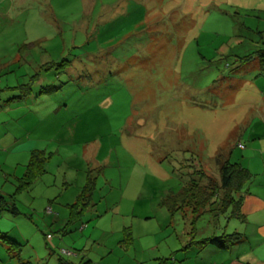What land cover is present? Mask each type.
Returning <instances> with one entry per match:
<instances>
[{
  "label": "rangeland",
  "instance_id": "374dc122",
  "mask_svg": "<svg viewBox=\"0 0 264 264\" xmlns=\"http://www.w3.org/2000/svg\"><path fill=\"white\" fill-rule=\"evenodd\" d=\"M261 49L264 0H0V231L21 244L0 240V264L215 260L183 248L192 210L162 199L201 166V181L219 184L220 161L245 152L237 134L251 114L256 126L260 99L244 79ZM37 146L51 153L47 171L13 198ZM89 173L90 227L65 233ZM211 218L196 222V240L220 232Z\"/></svg>",
  "mask_w": 264,
  "mask_h": 264
},
{
  "label": "trees",
  "instance_id": "16d2710c",
  "mask_svg": "<svg viewBox=\"0 0 264 264\" xmlns=\"http://www.w3.org/2000/svg\"><path fill=\"white\" fill-rule=\"evenodd\" d=\"M241 56V60H251L253 54ZM245 62V61H244ZM261 69L264 72V50L261 49ZM26 90L19 97L30 94V85H25ZM52 87V86H51ZM50 86L48 88H51ZM48 88L46 90H48ZM51 157V153L47 152L45 148H33L30 152V157L25 165L23 174L18 177L19 182L11 197L18 192L29 188L35 180L47 171L46 165ZM201 166V164H200ZM101 166H95L94 170H98ZM90 169L88 172H90ZM219 184L212 182V180L202 182L204 178L203 166L199 170H195L194 178L189 182L184 184L178 192H169L165 198L162 199V204L166 205L168 209L173 213L174 211H179L186 213V210H192V214L189 217V242L183 246V248H188L192 245H198L199 247H204L206 245H215L219 248H227L237 241L243 238L242 233L233 232L229 234L221 235H210L196 240V222L205 214L206 212L212 213V216H217L218 214H228L229 217H234L243 220L244 216L241 213L242 197L240 195L236 197L237 193L246 191L248 185L253 177V173L244 165L238 161H231L230 158L225 157L220 161L219 164ZM96 189V179L90 173L87 175L86 182L81 188L75 200L68 204L69 209V220L68 223H73L81 218L83 213L87 210L88 206L94 205V192ZM3 197L0 195V198ZM16 208V205L14 209ZM174 215V214H171ZM187 218V214H182ZM123 232L125 234L124 238L120 241L125 247L133 242V235L130 226L124 227ZM49 235V236H48ZM51 237L50 234H47ZM0 240L8 244V248L11 251L19 252L18 249L21 244L17 240L8 237L5 233L2 234L0 231ZM62 249V248H61ZM61 251V250H60ZM61 253H63L61 251ZM67 264H76L74 262H65ZM26 264V262L22 263ZM82 264H87L83 262ZM156 264H173L171 257H157Z\"/></svg>",
  "mask_w": 264,
  "mask_h": 264
},
{
  "label": "crops",
  "instance_id": "0c3cea01",
  "mask_svg": "<svg viewBox=\"0 0 264 264\" xmlns=\"http://www.w3.org/2000/svg\"><path fill=\"white\" fill-rule=\"evenodd\" d=\"M246 54L247 53H245V55ZM253 68L255 71L250 74L248 79L245 78L244 80L248 83V88L251 89L254 94L256 92L260 99L258 103L260 109L257 111L259 117L256 126L253 127V123H251L250 118H256V114H251V117L248 116L246 120L241 122V130L238 131L239 133L237 134V136H239V139H237V145L240 147V149L245 151L240 155L241 157L238 155L239 159L237 161L247 167L253 173V177L248 185L247 190L238 193V196L240 195V197H242L241 213L244 216V219L241 220L238 218L229 217L228 214H218L217 216H212L211 218V220L213 219L215 221V230L220 231L215 235L229 234L237 231L242 233L243 238L227 248H219L215 245H206L204 247L195 245L201 254L203 251H206L205 253H208L210 257L215 258L213 261H204L203 264H264V127L261 129L262 121L264 125V87L258 85V81H256V78L264 77V72H262L261 69V62L259 65H257L256 60H254ZM244 102L245 104H249V107L255 104L250 102V100L247 98H244ZM237 136L235 137L237 138ZM244 138L247 139L248 143H243L242 140ZM37 148L42 147L37 146ZM93 149H88L87 151H92V158H96L99 154L98 152L93 151ZM227 157L231 159V153H229ZM95 203H97V200ZM68 204L70 203H67V205ZM69 215L70 214H68L62 222L61 229H63V232L66 233L70 231L73 227V224H77V222V225H79L78 229H80L82 233L90 227L89 224L84 226V224L87 222L86 220H83L82 216L84 214L80 219L70 224L68 223L70 217ZM222 217L226 219L224 224H222V221L220 220ZM98 223L99 220L96 218L93 227L98 226ZM114 233L116 234L117 232ZM81 240L82 239L80 238V241ZM113 250L115 249L112 248L111 251ZM156 258L157 257H155V261ZM138 263L141 264L143 262L140 260ZM147 264L154 263L149 262Z\"/></svg>",
  "mask_w": 264,
  "mask_h": 264
},
{
  "label": "built area",
  "instance_id": "2783aa9c",
  "mask_svg": "<svg viewBox=\"0 0 264 264\" xmlns=\"http://www.w3.org/2000/svg\"><path fill=\"white\" fill-rule=\"evenodd\" d=\"M48 210L51 211V208H48ZM48 236H49V235H48ZM61 251H62L63 253H67V254H69V255H72V254H73L70 250H68V249H64V248H62Z\"/></svg>",
  "mask_w": 264,
  "mask_h": 264
}]
</instances>
